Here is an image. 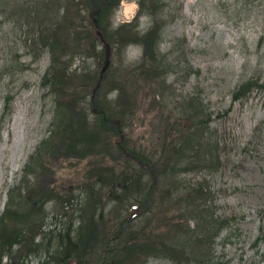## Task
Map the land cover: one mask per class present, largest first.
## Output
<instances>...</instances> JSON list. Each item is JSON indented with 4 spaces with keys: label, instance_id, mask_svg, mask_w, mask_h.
I'll use <instances>...</instances> for the list:
<instances>
[{
    "label": "rangeland",
    "instance_id": "1",
    "mask_svg": "<svg viewBox=\"0 0 264 264\" xmlns=\"http://www.w3.org/2000/svg\"><path fill=\"white\" fill-rule=\"evenodd\" d=\"M21 1L8 0L6 7L0 4V64L6 62L15 68L18 61H23L26 65L22 71L5 73L0 80V111L3 94L9 92L12 95L10 113L0 119V212L7 190L18 180L28 154L47 134L52 111V94L39 83L48 63L47 54L36 60L23 54L27 25L16 7ZM78 1L84 4V0ZM49 2L54 15V0ZM119 3L120 0L107 14L109 27H112V17ZM62 9L60 5L58 17ZM80 13L84 15V9ZM145 16L148 26L151 18ZM163 17L166 23L157 49L161 52L171 49V57L180 62L179 70L157 78L135 75L125 82L123 95L128 101L123 116L115 119L120 132H112L113 144L129 147L155 160H162V156L167 160L176 138L193 129V117L182 105L200 98L211 112L206 133L217 141V159L200 172L188 170L179 175L185 180H200L204 176V183L209 185L213 198L214 212L226 220L213 238L210 261L206 264H264V89L253 88L242 98H232L233 89L243 78L259 77L264 82V0H170ZM88 20L86 15L84 23ZM81 46V52L73 56L71 66L80 65L98 73L103 61L98 52L101 41L96 40L95 48L91 49L83 39ZM139 52L137 45H128L124 51L125 61L135 60ZM13 54L17 55L16 60ZM112 57L109 53L108 63ZM185 68L190 72L186 73ZM122 76H125L124 70L118 73L119 78ZM64 88L66 90L59 93L63 98L73 97L74 90L81 92L79 86ZM89 90L90 87L86 99L91 94ZM113 92L117 90L110 88L105 92L100 89L94 96L112 104L109 94ZM186 95L190 97L184 98ZM81 103L78 101V105ZM54 141L59 153L50 159L51 169L39 174L36 180L69 200L62 203L46 201L40 227L33 230L29 226L30 230L26 229L21 238V244L25 246L18 249L19 245H13L14 258L9 260L3 256L2 264H38L44 247L48 244L53 249L56 235L63 233L68 224L75 227L78 206L84 197L86 171L92 162L114 170L136 167L116 152L113 145L110 153L101 138L95 142L93 154L88 157L64 151L58 137ZM62 152L68 156L63 157ZM91 177L95 178V175L91 173ZM170 185L168 180L162 181L159 188L163 190L155 192L157 201L145 214L151 220L147 223L152 229L148 236L168 234L167 220L171 222L177 212L175 199L169 195ZM100 195L105 207L102 223L94 225L99 232L114 227L117 215L126 216L128 203L133 201L130 193L125 200L116 201L108 188H103ZM178 219L189 226L195 222L190 215H180ZM78 253L69 264H83V259L89 256L87 248L84 253ZM142 264L172 262L163 256L147 255Z\"/></svg>",
    "mask_w": 264,
    "mask_h": 264
},
{
    "label": "trees",
    "instance_id": "2",
    "mask_svg": "<svg viewBox=\"0 0 264 264\" xmlns=\"http://www.w3.org/2000/svg\"><path fill=\"white\" fill-rule=\"evenodd\" d=\"M49 1L22 0L16 6L27 25L23 37V54L30 56L31 60L39 59L43 54L48 56V63L39 83L52 94V111L47 124V134L28 154L18 180L7 190L0 212V264L3 256L9 260L14 258L13 245H19L18 249L25 246L21 244V238L26 229L30 230L32 227L37 230L40 227L46 201L55 200L62 203L69 200L61 198L50 187L36 180L39 174L51 169L50 159L59 153L54 141L57 137L64 151L81 157L93 154L94 144L101 138L103 146L110 153L113 150L111 147L114 146L116 152L136 167L114 170L112 167L92 162L86 171L87 181L82 191L84 197L78 206L77 224L74 228L66 225L63 233L56 235L53 249H50L48 244L44 247L43 257L38 264H69L80 254L79 251L84 253L86 248L89 256L83 259V264H142L147 255L166 257L172 264H206L210 261L209 251L213 238L226 220L215 214L213 198L209 185L204 183V176L200 180H185L179 175L188 170L200 172L212 166L217 159V141L206 133L211 112L202 100L197 98L191 104L187 101L182 105L185 112H190L193 117V129L176 138L167 160L163 159L161 151L159 155L162 160H155L129 147L113 144L111 138L113 131L120 132L115 122L116 117L121 118L125 113L128 101L123 95L125 82L135 75L157 78L179 70L180 62L171 57V49L164 52L157 49L162 27L166 23L163 15L170 0H137L140 10L136 20L115 30L108 26L106 17L118 0H84V4L78 0H54V15L51 14L53 6ZM7 3L8 0H0L4 7ZM60 5L63 9L58 17L57 9ZM83 9L84 15L80 13ZM85 12L89 17L86 23ZM144 14L151 18V22L141 30L146 34L141 35L136 31V26L138 17ZM91 17L95 19V24L92 23ZM76 19L78 22H75ZM94 27L100 30L103 39L109 44V53L114 57L102 71L92 99L90 94L86 99L88 89L95 84L98 73L80 65L72 67L71 62L75 54H80L83 39L91 49L95 48L96 40L100 41L93 31ZM128 45H137L139 49L142 46L143 55L139 52L135 60L125 61L124 51ZM99 50V57L103 58V44ZM13 56L14 58H11L16 60L17 55ZM16 64L18 67L12 68L8 63L2 62L0 80L5 73L22 71L26 66L23 61ZM121 70H124L125 76L119 78L118 73ZM186 71L189 73L190 69ZM67 85L75 88L79 86L81 92L74 90L73 97L63 98L59 93L64 91ZM110 88L117 90L112 104L94 96L100 89L107 92ZM253 88L264 89L263 80L253 76L243 78L233 89L232 98H242ZM189 97L186 95L184 98ZM11 98L9 92L3 94L0 119L10 113ZM78 101L83 103L78 105ZM63 154V157L68 156L65 152ZM91 173L95 178L91 177ZM164 180L171 184L169 195L175 199L174 207L177 212L172 216L171 222L167 220L166 236L159 232L148 236V231L152 229L147 227V223L151 220L150 217H145V214L151 211L154 201H157L155 192L158 189L163 190L159 186ZM103 188H108L118 202L125 200L127 193L131 194L133 201L128 203L126 216L117 215L114 227L99 232L94 225L102 223L101 215L105 201L100 193ZM180 215H190L195 218V222L189 226L185 221H179ZM134 245L137 248H134Z\"/></svg>",
    "mask_w": 264,
    "mask_h": 264
},
{
    "label": "clouds",
    "instance_id": "3",
    "mask_svg": "<svg viewBox=\"0 0 264 264\" xmlns=\"http://www.w3.org/2000/svg\"><path fill=\"white\" fill-rule=\"evenodd\" d=\"M140 10V5L137 0H120L119 7L115 9L114 15L112 17L113 30L118 29L121 25L132 24L137 18V13ZM147 17L141 15L136 26V31L141 35L146 34V32L141 31L146 28L145 21ZM131 46V45H130ZM140 54L143 55V47L140 46ZM117 96L116 92L109 94V99H114Z\"/></svg>",
    "mask_w": 264,
    "mask_h": 264
},
{
    "label": "water",
    "instance_id": "4",
    "mask_svg": "<svg viewBox=\"0 0 264 264\" xmlns=\"http://www.w3.org/2000/svg\"><path fill=\"white\" fill-rule=\"evenodd\" d=\"M92 21L94 23L95 20L93 19ZM93 31L95 32V34L98 36V38L100 39V41L103 44V47H104V55H103L102 64H101L100 69H99V72H98V78H97L95 84L91 88V94H90V98L91 99H92V96H93L94 89L98 86V84L100 82L101 73L105 69V67H106V65L108 63V54H109V44L103 39L100 31L96 27H94Z\"/></svg>",
    "mask_w": 264,
    "mask_h": 264
}]
</instances>
